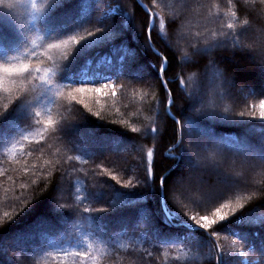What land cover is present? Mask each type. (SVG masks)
<instances>
[{
    "label": "trees",
    "instance_id": "trees-1",
    "mask_svg": "<svg viewBox=\"0 0 264 264\" xmlns=\"http://www.w3.org/2000/svg\"><path fill=\"white\" fill-rule=\"evenodd\" d=\"M49 3L50 0H41L40 15L33 20L23 0H0V43L18 46L24 44L19 53L12 54L19 55L22 60H43L44 63L40 66L46 67H51V62L44 55L49 34L52 31L66 34L77 26L75 15H69L67 11H76L83 16L93 11V0H69L64 8L50 10L45 16ZM118 3L126 5L135 14L136 23L143 28V6L151 7V0H107L104 13L127 28L129 16L127 12L115 10ZM197 4L203 7L196 8L190 17V24L185 22L192 37L201 32L200 39L215 42L217 39H224L225 33L236 34L241 26H245V22L255 29L256 36L264 29V0H197ZM230 23L237 27L227 28ZM180 28L181 22H178L176 29ZM165 32L175 44L176 30L166 28ZM145 39L146 36L138 37L135 30L128 28L117 41V44L122 42L125 46L121 53L113 55L111 45L92 49L86 59L74 53L75 62H70L71 68L61 74L62 79L72 80L81 79V71H86L90 76H96V73L112 74L119 68L117 56H131L135 53V59L129 60L125 65L127 74L119 80L115 75L112 77V82L126 85L123 92L118 90L115 97L100 94L86 97V102L93 107V111L101 112L100 117L88 113L86 109L83 110V116L74 110H66L69 105L78 109H83V106L71 101L68 95L70 88H64V96H57L54 103L34 109L39 115L30 122L31 126L22 124L12 142L7 146H0V225H3L0 227V264H60L61 261L63 264H81L75 255L65 257L57 253L83 251L89 252L87 264H219L218 259H215L219 256L218 249L199 247L190 242L191 236L186 232L192 229L190 222L184 229L175 225V212L180 206L172 200L171 194L168 205L164 206L161 194H149L143 185H135L134 177L137 172L143 173V162L149 148L155 150L161 172H165L174 163L171 158H163L164 153L170 150L173 155H178L173 142L171 118H167V127H164L165 120L161 117L166 107L165 90L155 76L157 67L162 63L161 56L156 53L168 57L164 78L169 80L168 88L173 91V99H176L179 88L178 83L172 82L173 77L182 76L187 83L199 76L208 61L206 56L200 59L198 65L186 64L181 67V52L173 53L155 32L152 38L153 50H146ZM33 49L35 57L31 56ZM4 51V48H0V60L3 59ZM49 54L59 62L58 54ZM212 56L218 63L215 68L209 69L210 77L224 73L235 82V87L225 89L224 94L215 98L218 109H226L227 115L238 117L240 111H247V106L256 104L255 111L259 113V100L264 99V96L259 95L264 89V66L259 60H253L247 52L241 51L239 41L229 43L227 47L213 49ZM104 57H109L112 64ZM88 59L92 61L90 65L87 64ZM135 74H143L144 79H134ZM96 79L99 81L100 76H96ZM33 83L38 84L39 81L27 83L29 98L38 91L33 88ZM188 90L191 91V88ZM15 95L14 92L4 99V94L0 93V106L14 100ZM177 105L182 109L184 101L177 100ZM171 112L177 119H181L177 108H172ZM49 117L57 122L64 117L72 127L66 129L58 139L52 134L51 126L45 123ZM121 119L126 120L127 125L116 123ZM153 121H157L154 126L163 131L164 135L153 138L131 131L132 127L144 128ZM254 123V133L219 121H205L204 126L236 138L247 136L253 144H257L260 136L264 135L261 131L264 121L257 118ZM176 134L179 135L178 126ZM41 136L45 140L41 141ZM102 137L119 138L124 142L121 146L116 145L117 147L107 146ZM73 141L77 146L76 151L69 150ZM134 142L143 145V158L141 153L131 151ZM29 152L32 154L28 155ZM69 156L73 159L68 160ZM76 156L80 159H75ZM125 162L131 164V173L118 171L117 166ZM137 162L140 163L139 169L136 168ZM104 168L122 177L120 182L107 175L92 177L90 170L102 173ZM49 171L52 172L51 176L48 175ZM236 171L240 175L244 174L239 167ZM179 172L180 169H174L169 173L168 181L174 180ZM250 175L257 188H264V170L252 169ZM127 179H133L135 186L124 188L123 181ZM105 180L114 189L129 193L128 199L134 203H125V198L115 190L102 201L87 199L90 190L103 189L102 181ZM21 184H27L28 187L22 188ZM253 193L243 191L237 192V195L247 197ZM229 199H232L231 194L219 200L210 210L200 213L217 219V223L208 232L227 223L219 221L214 213L215 208L227 203ZM253 205L257 216L264 215V198L258 193L251 201L246 202L244 211L247 212ZM87 208L92 209L91 214L84 212ZM5 212L9 213L8 217L4 216ZM166 213L171 214L170 217ZM239 214L237 211L235 215ZM169 219L173 223H169ZM232 219L234 217L230 216L229 220ZM41 220L46 223H40ZM156 234H159L160 241L178 234L188 242L161 243L153 239ZM198 234H202V230ZM241 236H246L247 239H241ZM213 239L226 251L236 250V264H264L256 247L264 239V226L234 222L230 225V230L219 231L218 236ZM54 241L58 242L55 246ZM149 252L152 253L151 256L148 255Z\"/></svg>",
    "mask_w": 264,
    "mask_h": 264
},
{
    "label": "snow or ice",
    "instance_id": "snow-or-ice-1",
    "mask_svg": "<svg viewBox=\"0 0 264 264\" xmlns=\"http://www.w3.org/2000/svg\"><path fill=\"white\" fill-rule=\"evenodd\" d=\"M67 3H69V0H50L45 16L50 10L64 8ZM106 3L107 0H93L91 5L93 11L87 16L80 15L76 11H67L69 15H75L77 26L75 30L66 34H61L59 31H52L49 34V41L46 43L44 55L51 62V67L40 66L44 63L43 60L39 62H34L32 59L22 60L19 55L12 54L19 53L24 44L18 46L10 43L6 45L0 43V48L5 49L3 59L0 60V93L4 94V99L12 96L14 92L16 93L14 100L0 106V146L10 144L18 134V128L22 124L31 126L30 122L39 115L34 109L54 103L57 96L65 95L64 88H70L68 95L71 101L83 106V109H78L74 108L73 105H69L66 110H74L83 116V110L86 109L88 113L100 117L101 112H94L93 107L86 102V97L93 94L115 97L118 90L123 92L126 85L112 82V77L115 75L119 80L121 76L127 74L124 70L125 65L129 60L135 59V53H132L131 56L123 54L117 56L119 63L117 71L112 74L96 73V76H100L99 81H97L96 76H90L86 71H81L83 75L79 80L62 79L61 74L71 68L70 62H75L74 53H78L86 59L92 49L108 45L112 46L113 55L121 53L125 46L122 42L117 44V41L121 39L128 28L135 30L138 37L146 36L144 45L145 49L149 51L153 50L152 38L155 32L173 53L177 51L182 53L179 61L181 67L186 64L198 65L200 59L207 56L208 61L198 77L190 79L187 83L182 76L173 77L172 82L179 85L176 99H173V91L168 88L169 80L164 78L168 57L156 53L161 56L162 63L157 67L155 76L165 90L164 103L166 107L161 113V117L165 120L164 127H167V118H171L173 142L178 150V155H173L170 150L164 153L163 158H171L174 163L165 172H161L159 170V158L154 154L155 150L149 148L146 153V160L143 162V173L137 172L134 179L135 185H143L148 189L149 194L153 192L161 194L164 206L168 205L169 195L171 194L172 200L180 206L175 212L174 223L180 229L186 228L189 222L191 223L192 229L186 232L190 234V242L193 245L218 249L220 254L215 259H218L219 264H236V250L226 251L224 248L219 247L213 238L217 237L221 230H230V225L234 222L264 226V215H256L255 205L249 208L247 212L244 211L246 202L251 201L255 194L258 193L261 198H264V188H257L250 175L252 169L264 170V135L260 136L257 144H253L247 136L236 138L228 133H219L212 127L204 126V122L219 121L224 124L246 128L250 133H254L256 129L255 119L258 118L260 121H264V99L259 100V113L255 111L257 105L252 104L247 106V111H240L238 117L227 115L226 109H218L215 98L224 94L225 89L235 87L234 79L229 78L224 73L210 77L209 69L215 68L218 63L215 57L212 56L213 49L227 47L229 43L238 41L240 42L241 51L247 52L253 60H259L260 64L264 66V29H261L260 35L256 36L255 29L245 22V26H241L236 34L225 33L224 39L210 42L206 38L200 39L201 32H197L195 37H192L190 31L186 29L185 22L190 24V17L194 14L196 8L203 7V5L197 4V0H151V7L143 6L145 11L143 28L136 23L135 14L122 3H118L115 10L121 13L127 12L129 16L128 25L126 28L117 24L115 18L108 17L104 13L103 9ZM108 7L112 8V5L108 4ZM38 11L39 9H37ZM178 22H181L180 29H176ZM236 27L235 24L231 23L227 25L229 29H235ZM166 28L176 30L175 44L170 41L166 34ZM229 37H231L230 40ZM33 44H35L34 41ZM189 49L190 51H188ZM49 53L58 54L59 62ZM31 56H36L35 49H33ZM103 59L107 60L110 65L112 64L109 57ZM91 63L92 61L88 59L87 64L90 65ZM38 73H42V75H37ZM133 78L143 80L144 76L143 74H135ZM35 81H39V83H33V88L38 89V91L29 98L30 89L26 85ZM97 84H99L98 87ZM189 88H191V91L188 90ZM259 95L264 96V89L260 91ZM177 100L184 101L182 109L177 105ZM174 107L179 111L181 119H177L172 114L171 109ZM117 112H119V109H117ZM36 122L39 123V121ZM45 123L51 126L52 134L58 139L62 137L66 129L72 127L64 117H61L60 122L49 117ZM116 123L127 125L128 122L121 119ZM156 123L157 121H153L144 128L132 127L131 131L139 133L140 136L153 138L164 135L163 131L154 126ZM177 126L179 128L178 136L176 134ZM261 131L264 132V125H262ZM101 139L107 146L114 144L121 146L124 142L119 138L112 137H102ZM136 139H139V137ZM40 140H45V137L41 136ZM36 143H39V141H36ZM69 150H77L74 141ZM131 151L141 153L143 158L142 144L134 142L131 145ZM27 154L31 155L32 153ZM67 159L72 160L73 157L69 156ZM75 159L79 160L80 157L76 156ZM55 167L56 165L53 163V168ZM98 167L101 166L98 165ZM117 167L118 171L125 174L132 172V166L128 162ZM238 167L243 169V175L237 173L236 169ZM136 168H140L139 162H137ZM174 169H180V172L174 180L169 182V173L173 172ZM24 170L28 171L27 168ZM90 172L93 178L98 175H107L113 180H117V182L122 179L117 174L110 172L108 168H104L102 173L92 170ZM48 175L51 176L52 172L49 171ZM102 184L104 185L102 190H90L86 198L93 201H102L105 196L110 195L115 190L125 198V203H134V201L128 199L129 193L124 192L122 189H114V186L107 180L102 181ZM135 185L133 179L123 181L124 188H132ZM21 187L26 188L28 185L21 184ZM254 189L255 192L253 193ZM243 191L253 194L247 197L237 195V192ZM229 194H231L232 199H229L227 203L220 204V207L215 208L214 213L219 221H227V223H222L218 229L208 232L207 230L217 223V219L210 218L208 215H200V213L210 210L219 200L224 199ZM233 203L235 207H233ZM225 209L227 211H224ZM237 211L240 213L238 216L235 215ZM84 212L91 214L92 209H84ZM166 215L171 214L166 213ZM4 216L8 217L9 213L5 212ZM230 216L234 219L229 220ZM185 217L186 220L183 219ZM94 219L98 221L97 217ZM168 222L173 223L171 219ZM40 223L43 224L46 221L41 220ZM0 227H3V225H0ZM199 230H202V234H198ZM153 239L170 244L188 242L182 240L178 234H173L162 241H160L159 234H156ZM241 239H247V237L241 236ZM56 243L58 242L54 241L53 246ZM79 246L78 243L77 247ZM256 247L262 259H264V239ZM57 255L65 257L75 255L81 261V264H87L89 252H58ZM148 255L151 256L152 253L149 252ZM60 264H63V262L61 261Z\"/></svg>",
    "mask_w": 264,
    "mask_h": 264
},
{
    "label": "rangeland",
    "instance_id": "rangeland-1",
    "mask_svg": "<svg viewBox=\"0 0 264 264\" xmlns=\"http://www.w3.org/2000/svg\"><path fill=\"white\" fill-rule=\"evenodd\" d=\"M23 2L29 8L32 19L36 20L38 18V16L40 15V12H41V0H23ZM33 5H35V7H33ZM37 9H39L38 12H37ZM144 72H145V74H147L146 73L147 71L144 70ZM113 146L115 147L116 145L114 144Z\"/></svg>",
    "mask_w": 264,
    "mask_h": 264
},
{
    "label": "water",
    "instance_id": "water-1",
    "mask_svg": "<svg viewBox=\"0 0 264 264\" xmlns=\"http://www.w3.org/2000/svg\"><path fill=\"white\" fill-rule=\"evenodd\" d=\"M145 6V5H144ZM168 217H170L169 215H168ZM220 254V253H219Z\"/></svg>",
    "mask_w": 264,
    "mask_h": 264
}]
</instances>
